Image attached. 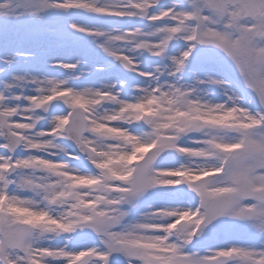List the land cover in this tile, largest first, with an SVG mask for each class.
Wrapping results in <instances>:
<instances>
[{"label":"snow or ice","instance_id":"1","mask_svg":"<svg viewBox=\"0 0 264 264\" xmlns=\"http://www.w3.org/2000/svg\"><path fill=\"white\" fill-rule=\"evenodd\" d=\"M0 264H264V0H0Z\"/></svg>","mask_w":264,"mask_h":264}]
</instances>
